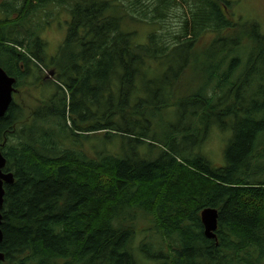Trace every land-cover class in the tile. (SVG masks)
<instances>
[{
    "label": "trees",
    "instance_id": "obj_1",
    "mask_svg": "<svg viewBox=\"0 0 264 264\" xmlns=\"http://www.w3.org/2000/svg\"><path fill=\"white\" fill-rule=\"evenodd\" d=\"M129 1L149 26L166 23L177 2L189 11L179 31L162 26L138 45L125 22L135 17H123L115 0L1 2L0 68L17 91L0 117L3 172L13 175L0 264H139L132 242L140 219L168 250L142 241L149 261L264 264V35L254 22H234L228 0ZM49 5L66 9L70 22L46 59L45 42L23 24ZM29 78L63 92L23 121L27 108L14 98ZM168 114L191 123L163 129ZM213 128L229 133L221 167L200 154ZM92 134L129 148L92 158L73 148ZM143 145L156 158H141ZM207 208L218 212L215 239L200 221Z\"/></svg>",
    "mask_w": 264,
    "mask_h": 264
},
{
    "label": "rangeland",
    "instance_id": "obj_2",
    "mask_svg": "<svg viewBox=\"0 0 264 264\" xmlns=\"http://www.w3.org/2000/svg\"><path fill=\"white\" fill-rule=\"evenodd\" d=\"M69 3L71 0H68ZM114 1V0H112ZM119 5L123 6V9H121V14L123 17L128 18L129 15L135 17L134 20H126L127 24L131 27V30L136 32V37L134 38L135 43L138 45H143L146 42L147 35L151 32H161V27L163 26V31L168 30V32L173 33L179 31L177 29V25H180V21H182L184 15L187 13L189 8L185 7L184 3L177 2L178 7L169 8L167 13V19H165L166 23H156L153 24V26H149L148 24L152 25V22H149L150 20H143V21H137V19L140 20L139 17H137L135 14L131 13L128 8L129 0H115ZM231 1L233 5L232 12V20L234 22H237V20H241L242 22H254L259 26L260 33L264 35V0H228ZM2 0H0L1 5ZM153 0H146L145 2L141 1V4L143 5H151L153 4ZM126 7V8H125ZM126 11H125V10ZM128 12V14L124 12ZM11 17V16H10ZM14 17V16H12ZM6 16L3 11H1L0 8V20L5 19ZM70 22V14L66 9H60L56 6L49 5L46 8H44L42 11L36 12L33 17L26 21L25 24H23V29L26 27H32L31 30H36L40 36V38L45 42V54L47 56L46 59L51 58L54 56L63 43L66 32H67V25ZM45 27L43 24H45ZM37 26H42L41 28ZM130 30V31H131ZM198 54V53H197ZM193 71L188 70L187 77L191 78ZM161 74V72L156 71L154 75L157 77ZM52 73H48L47 76H51ZM153 75V76H154ZM173 76V81H176V75ZM50 81V79H47ZM186 79H184L182 82H184ZM46 81V80H45ZM35 82L32 78H29L27 80V86H24L20 88L21 95L16 96L14 99L16 103L23 104L25 106L26 116L23 114L22 120L25 121L28 119L29 113L32 112V110H35L36 108L41 107L43 104L41 102H44L50 98H52L56 94H62L63 90H58V88L54 85L50 86L49 82ZM257 83V80H254ZM256 83L254 85L256 86ZM46 84V85H45ZM44 85V87H42ZM159 120L155 119V123H157ZM162 122L167 123L163 129H166L167 125H174L181 128L187 127L191 122L186 123V120L184 122L182 120L177 119V115H167L162 117ZM69 124V123H67ZM89 139L86 141H83L82 143H79L78 146L73 147L76 151H80L90 158L93 157V154L95 153V150L99 151H106L111 154L116 155H123L124 152L127 151L129 148V145H124L122 147L121 140L115 139L112 142H108L103 138V135L101 138L97 140V135H89ZM229 138V133L227 132H221L217 128H213L210 130L209 135L206 137L205 141L202 144L201 147V155L208 160L211 165L214 167H221L225 164L224 159V150L227 145V141ZM97 140V141H96ZM68 148H70V144L67 145ZM138 152L141 158L143 159H153L156 158L158 155L155 150H150L147 145L140 146L138 148ZM142 241L146 242H153L155 244V247L162 248L163 249V255L166 256L167 248L166 244H164L159 236L155 234L154 229L151 227L150 223L147 220L140 219L137 221V231L134 236L133 242H132V248L135 252L136 257L139 260V264H159L157 261H149L142 256L139 251V245Z\"/></svg>",
    "mask_w": 264,
    "mask_h": 264
},
{
    "label": "water",
    "instance_id": "obj_3",
    "mask_svg": "<svg viewBox=\"0 0 264 264\" xmlns=\"http://www.w3.org/2000/svg\"><path fill=\"white\" fill-rule=\"evenodd\" d=\"M15 79L7 76L2 68H0V117L7 111L12 102V94L15 92ZM6 160L0 152V225H1V209L3 206L4 184H12L13 175L11 173H3ZM218 212L214 209L207 208L201 211L200 221L203 226V232L206 238L215 239V231L217 229ZM2 241V232L0 229V242ZM4 260V255L0 253V262Z\"/></svg>",
    "mask_w": 264,
    "mask_h": 264
},
{
    "label": "bare ground",
    "instance_id": "obj_4",
    "mask_svg": "<svg viewBox=\"0 0 264 264\" xmlns=\"http://www.w3.org/2000/svg\"><path fill=\"white\" fill-rule=\"evenodd\" d=\"M216 44V43H215ZM215 48V47H214ZM182 51V50H181ZM205 55V54H204ZM208 57V56H207ZM212 58V57H211ZM194 67V66H193ZM201 102V101H200ZM263 197V196H262ZM134 214V213H133ZM256 231V230H255ZM256 233V232H255ZM255 235V234H254ZM256 236V235H255Z\"/></svg>",
    "mask_w": 264,
    "mask_h": 264
}]
</instances>
